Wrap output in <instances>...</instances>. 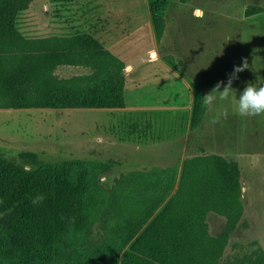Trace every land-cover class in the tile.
I'll return each mask as SVG.
<instances>
[{"label": "rangeland", "instance_id": "rangeland-1", "mask_svg": "<svg viewBox=\"0 0 264 264\" xmlns=\"http://www.w3.org/2000/svg\"><path fill=\"white\" fill-rule=\"evenodd\" d=\"M7 2L22 39L10 56L19 55L25 70L36 48L28 50L46 38L64 39L65 54L92 51L91 37L112 53L103 41L107 31H126L117 33L118 39L139 38L138 45L150 49L144 79L135 88L139 99L162 110L153 112L151 123L127 125L116 139L107 141L99 134L110 117L98 110L67 108L58 119L54 108H0L4 157L35 176L60 178L68 191L77 189L70 180L77 175L103 191L130 194L140 191L151 175L163 188L171 180L175 191L187 160L223 155L240 171L243 212L234 218L217 209L207 214L205 226L211 237L226 239L218 264L264 262V116L233 114L235 100L248 83L264 85V0H29L24 7V0ZM198 10L204 13L202 19L195 15ZM155 16L161 19V37ZM244 59L248 68L233 81L230 102L204 107L202 120L193 125L196 99L202 101L218 82L227 83ZM91 71L72 64L55 69L62 78ZM217 115L219 123L210 124ZM132 128L141 131L128 134ZM121 207L80 234L77 246H61L42 255L31 247L14 264H81L82 245L97 249L107 245L108 229L125 210Z\"/></svg>", "mask_w": 264, "mask_h": 264}, {"label": "trees", "instance_id": "trees-1", "mask_svg": "<svg viewBox=\"0 0 264 264\" xmlns=\"http://www.w3.org/2000/svg\"><path fill=\"white\" fill-rule=\"evenodd\" d=\"M28 3L24 0L21 6ZM154 21L161 37V19L155 16ZM20 41L8 2L0 0V108L124 106L125 63L96 38L90 39L92 51L71 54L64 52V39L46 38L28 50L36 48L26 70L19 55L10 56ZM65 64L92 71L69 78L57 76L55 69ZM93 92L97 93L94 98ZM200 102L197 98L193 125L204 115ZM240 176L234 163L212 154L187 160L175 191L171 180L163 188L155 175L130 194L106 192L73 175L70 180L78 187L68 191L60 178L23 171L0 151V264H14L31 247L42 255L61 246H77L80 234L120 204L125 210L108 229L107 245L103 249L82 245L81 264H218L226 239L211 237L205 219L211 209L231 218L243 212ZM37 195H44L45 200L33 205L31 200ZM4 245L13 248L9 251Z\"/></svg>", "mask_w": 264, "mask_h": 264}, {"label": "crops", "instance_id": "crops-1", "mask_svg": "<svg viewBox=\"0 0 264 264\" xmlns=\"http://www.w3.org/2000/svg\"><path fill=\"white\" fill-rule=\"evenodd\" d=\"M108 32V31H107ZM104 35V40L106 41L105 48L111 50L112 53L119 57L125 63V68H129V71H125V104L120 107H81L86 110H98L108 114L110 117V122L104 126V132L99 134V137L111 141L116 139L117 134L121 133V128L125 129V126L136 125H146L147 122L151 123L153 117V112L162 110V107H155L149 104L146 100H141V95H138L139 81L144 79L145 71H147L146 66L148 64L147 49H150L149 45L141 44L138 45V39H133L131 37H125L123 39H118L117 36L119 32L126 31H109L110 33ZM138 34V33H137ZM106 36V38H105ZM110 37V38H107ZM108 39V40H107ZM139 47H142L139 49ZM152 47V46H151ZM68 65V64H65ZM70 65V64H69ZM64 66V65H61ZM144 72V74H143ZM134 85V87L132 85ZM72 108H54L56 111L55 115L58 119L65 113L64 109ZM45 109V108H42ZM22 110V109H21ZM92 112V111H91ZM126 131V130H125ZM137 128H132L128 132L135 133L140 132ZM98 137V138H99ZM127 136L126 138H128ZM88 141V140H87ZM91 142V141H89Z\"/></svg>", "mask_w": 264, "mask_h": 264}, {"label": "clouds", "instance_id": "clouds-1", "mask_svg": "<svg viewBox=\"0 0 264 264\" xmlns=\"http://www.w3.org/2000/svg\"><path fill=\"white\" fill-rule=\"evenodd\" d=\"M195 15L197 18H203V11L198 10ZM248 68L247 59H244L242 65L235 66L233 72L229 75L227 83L224 81L218 82L215 87L208 93L202 96V106L209 108L218 102H230V98L233 94V81L238 79V74ZM129 68H125V71H129ZM223 89V90H221ZM233 114L240 118H254L264 116V85L257 86L254 83H248L243 91L239 94V97L235 100ZM226 117L227 114L225 113ZM220 116L213 117L209 123L215 125L219 123ZM45 200L44 195H37L32 198L31 203L33 205L42 204ZM264 246V245H262Z\"/></svg>", "mask_w": 264, "mask_h": 264}]
</instances>
